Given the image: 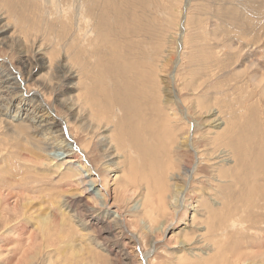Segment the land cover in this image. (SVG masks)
<instances>
[{
    "label": "rangeland",
    "instance_id": "rangeland-1",
    "mask_svg": "<svg viewBox=\"0 0 264 264\" xmlns=\"http://www.w3.org/2000/svg\"><path fill=\"white\" fill-rule=\"evenodd\" d=\"M183 1L0 0V26H8L0 35V60H5V64H10L9 67L22 68V77L27 75L23 72L28 69V65L21 66L23 54L30 57L29 66L35 62H45L29 76L27 84L29 87H39L52 109L51 116L56 113L65 119L67 128L62 130L64 134L66 130L72 132L75 139L73 145L85 144L89 140L86 157L94 166L97 165V173L104 174L109 169L105 151L100 150V134H103L112 135L121 151L117 152V163L113 164L116 170L109 169L111 178L114 174L122 173L121 170L127 172L128 165L136 175L146 177L143 186L136 189L137 192H129L126 198L131 197L119 200L117 204L128 218L121 222L124 229L127 227V233L131 231L137 236L138 249H148L151 239L158 238L147 264H180L182 261L184 264L190 261L199 264L211 259L216 249L211 242L201 241L198 235L204 228L196 227L209 224L210 218L206 221L210 216L209 211L215 210L217 213L221 209L222 214H226V227L219 231L222 238L221 244L218 242L221 254L227 255L228 259L229 256L236 259L235 252L239 255L252 251L251 255L247 252L246 260L264 261V0H188L187 3L185 0L186 6ZM181 13H184L185 18L180 17ZM180 27L183 30L181 38L175 34V30L179 31ZM177 39H182V42ZM56 61L68 63L76 71V76L57 79ZM150 70L151 73L148 72ZM43 80L45 84H53V91L43 85ZM127 83L133 87L130 91L131 87L125 88V91L128 89L126 93L130 92L129 107L135 108L129 109L134 110L130 111L128 117L127 113L122 114L121 100L117 97L124 91L121 86ZM120 87L123 89L120 90ZM22 89L25 90V87ZM89 99L92 112L96 100L97 106L101 107L100 112L108 113L105 115L110 120L100 123L108 125L103 132L94 130L92 125L86 127L89 133L81 131L84 123L75 119L67 107L75 102L84 105L85 110H90L86 105ZM12 103L0 107V190L8 189L11 194L20 192L26 200H22L23 213L20 209L13 211L8 205L3 209L0 221V264L17 261L21 252L19 249L24 247L23 238L29 233H33L32 249L35 253L29 264H125L114 257L115 248L110 249V241L106 245L101 243L98 228L92 232L93 235L88 233L87 224L84 228L68 216L73 212L74 205L67 206L65 215L63 213L66 211L62 208L63 211L54 210L52 206L55 200L61 199L60 195L73 192L71 180L63 174L55 176L52 166L40 163V158L35 157L38 154L32 153L35 156L29 157L30 160L21 157V149L29 147L28 134L16 126L14 118L11 119L10 114L16 109V102ZM18 104L28 109L31 102L24 99ZM4 108V112L1 111ZM99 108L95 111L99 112ZM168 111H171L169 113L172 116ZM108 115L113 116V120ZM215 116L222 119L218 125L212 122ZM187 121L194 131L193 146L201 154L196 175L189 179L191 183L187 187V194L198 191L195 194L197 197L201 195V201L193 202L197 205L201 203V209L195 214L194 230L182 232L180 228L184 226L185 220L190 219V209L174 213L170 211L171 208H167L170 212L168 216L173 214V219H169L171 224L163 232L157 228L163 217L155 213L150 222H143L141 219L145 214L133 210L131 204L136 202V198L144 197L147 186L153 187L155 184L152 175L157 173L151 167L152 163L166 162L168 153L172 155L173 151L171 158L175 159H172L175 162L174 172L181 173L194 162V153L184 141V144H179L177 151L170 148L172 139L184 138ZM161 123H164L163 126ZM40 136L36 134L42 140ZM234 136L241 145L242 157L230 150L227 159L218 157L220 160H216L220 148L231 147ZM119 137H122V144ZM144 142H147L145 158L142 157L143 152L138 154L137 149L140 146L144 150ZM157 142L160 148L156 146ZM151 145L154 149H150ZM162 149L164 151L161 152ZM163 176L168 177L164 172ZM186 179L188 176L181 173L175 180L180 185ZM202 189L206 193H202ZM154 196L149 198L153 200ZM214 200L221 203H214ZM100 218L105 221L107 215ZM134 218L141 220V223L137 224ZM155 218H158L157 221ZM15 220L14 225L10 226L12 233L2 232V229H6L5 222L9 224ZM214 225L211 227L215 228ZM214 232L210 228L204 235L211 238ZM114 239V246L129 244L126 233L117 234ZM11 245L13 248L4 249ZM209 245L210 249L207 248ZM186 247L195 248L197 254L189 256L187 249H184ZM201 248L204 250L201 251ZM231 249L233 256L230 254ZM129 257V264L138 263L139 258L134 251Z\"/></svg>",
    "mask_w": 264,
    "mask_h": 264
},
{
    "label": "bare ground",
    "instance_id": "bare-ground-1",
    "mask_svg": "<svg viewBox=\"0 0 264 264\" xmlns=\"http://www.w3.org/2000/svg\"><path fill=\"white\" fill-rule=\"evenodd\" d=\"M187 1L188 0H186V3H187ZM74 2L75 1H73V2L71 1V3H74ZM183 3L186 6L185 0L183 1ZM184 4L182 5V8H184ZM55 6L57 7V5H55ZM130 7H133V5H131ZM180 12H181V9H180ZM63 16H64V14H63ZM180 17L181 18H185L184 13L183 14L181 13ZM181 18H180V20H181ZM179 22L180 21H178L177 25H179ZM72 23H74V22H72ZM7 27L0 26V35L3 34V32H5L7 30ZM182 31L183 30L180 27L179 31L175 30V34L178 35L179 38H181ZM174 37H175V35H174ZM177 40H179V41L181 40V42H182V39H177ZM87 43H88V45L90 44V42H87ZM18 48H16V49H18ZM82 49L84 50V48H82ZM157 54H159V53L157 52ZM157 54H155V55H157ZM98 57H100V56H98ZM158 59H159V57H158ZM158 59L155 58V60H158ZM0 61H1L0 62V107H5L7 104L12 103L13 101L16 102L15 103L16 104V109H15V111L12 114H10V117H11V119L12 118L15 119L16 126L20 130H22L25 134H28V139H27L28 143L27 144L29 145V147L25 146L23 149H21L22 150V152L20 151V155H22L21 157H23L25 160H30L29 157H34L35 156L34 154H38V156H35V157L40 158V159H38L40 163L48 165V167L52 166L54 168L55 176L63 174L65 176H67V178H69L71 180L70 186L72 187L73 190H71V191H73V192L64 193L63 195H60L61 199L60 200L59 199L55 200V204L52 206V207L55 208L54 210H56V211H59V210L63 211L64 210V211H66V212L63 213L65 215V214H67V210H65V209H68L67 206L74 205L73 212L71 214H68V216L72 217L71 218L72 220L78 221V223L80 225L84 226V228H85V225L87 224L86 228L88 229L87 230L88 233L91 232V234L94 235V233H92V232H95V228H98L99 229L98 232H100V235H101L100 237L102 238L101 243L106 245L110 241L112 243V244H110V246H111L110 249L115 248L114 249V257L119 258V260H121L125 264H129V261H128V259L130 258L129 256L131 255V252L134 251L135 256L137 255L138 258H139L137 264H147V259H148L149 255H151V252L154 249V242L158 238L157 237H153L151 239V241L149 243L150 247L148 249H146L147 247L145 248V250H142L141 247L138 249L137 248L138 239L136 238L137 236H135V234L133 232H131V231H130V233H127V231L129 230V229L126 230L127 227H126V229H124V225L121 222L123 220L125 221L128 218H126V215L123 213L122 208H120L118 206V204H117V202L119 200H125V199H128L129 197H131V196H129L128 198H126L127 194H129V192L132 193V192L136 191V189H138L141 186H143V184H144L143 181H144V179H146V177L144 175H139V174L136 175L134 173V171H132V168L130 167V165H128V168H126V169H128L127 172H126V170H121L122 173H120L119 175L114 174V176L111 178V173L109 171L110 170L111 171L112 170H114V171L116 170V167L113 164L117 163L116 155L119 152H121V151H119V148H118V146L116 145V143L114 141L115 138L112 135H108L107 136V135H103V134H100V137H101L100 145H102L100 147V150L102 149L103 151H105V155L104 156H105V160L107 161L106 166L109 165V169L110 170L107 169L108 172L104 173V174L97 173V167H96L97 165L94 166L91 163V161L89 159H87V157H86V152L88 151L87 148L89 146V140H87L85 142V144L79 143L80 144L79 145L78 143L77 144L75 143V145H73L72 143H73V139L74 138H73V136L71 134L72 132L71 131L69 132V130H66L65 134H64L63 130H62V129H64V127L67 128V125H64V120L65 119L63 120V118L61 116L57 115L56 113H53V116H51L52 109H51L49 103L46 101L47 99L44 97L43 93L40 92V90L38 89L39 87L38 88L29 87L28 84H27L29 76L31 74L35 73L36 69L41 67L42 63L44 65L45 62H35V64L29 66V64L31 63L30 57H27L25 54H23L22 58H21V62H22L21 66L22 67H27V65H28V69L26 70L27 72L26 71L23 72V73H27V75L22 77V75H21L22 74V71H21L22 68L21 69L20 68H15V67L13 68L12 67L13 65L11 67H9L10 64H8V65L5 64V62H4L5 60L2 59ZM46 61H47V59H46ZM56 62H58V61H56ZM157 62H159V61H157ZM67 64L65 62H58L56 64L57 72L55 73V75L57 76V79H59V78L70 79L73 76H76V71L71 66H69ZM158 64H160V63H157V65ZM163 64H164V62H163ZM156 70H157V68H156ZM148 72L151 73L152 71L150 70ZM140 80H141V78L139 79V81ZM128 82H129V80H128ZM140 82L142 83V80ZM42 83H43L44 86L49 87L51 89V91H53L52 90L53 84H51L50 82L45 84L44 80L42 81ZM160 83L158 82V84H160ZM145 84H146V82H145ZM69 85H72V84H69ZM117 85H119V83ZM126 86H129L128 83L125 84V86H121L124 89L120 87V90L123 89L124 91L120 92L121 94L119 93L120 94V95L118 94L119 96H117V93H116V96L119 97L120 100H121V102L119 104H121L120 110H122V114L127 113V117H128V115L131 114L130 111L133 112V110L135 108L132 106L134 109L129 111V109L132 108V107H129L130 106L129 105L130 104L129 103L130 92H129V94L126 93V91L128 89L125 91V88L131 87V88H129V91H130V89L133 90V87L132 86L126 87ZM162 86H164V85H162ZM22 87H25V90H23ZM127 94H128V96H127ZM134 97H136V96H134ZM131 98H132V96H130V99ZM24 99H29L30 102H31V105H30V107L28 109L24 108L23 104H22V107L18 104L20 101H23ZM117 99L118 98H116V100ZM89 101H90V99L86 102L87 103L86 105H87V107L90 108V110L89 109L85 110V106L84 105H78L75 102H71L70 104H68L67 107H68V109L70 111H72V114L75 116V119L77 118V119L80 120V123H84L82 125V130L81 131L85 130V131H87L85 133H89L90 131L87 130L86 127H89V126L92 125V126H94L93 127L94 130L99 129L100 132H103L105 130V128L108 127V125L103 126V125H100V123L102 122V120H108L109 121L110 119H107V117L105 115L106 111L103 112V113L100 112L101 111L100 110L101 107L99 108L97 106L96 100H95V110L99 108V112L95 111V110H94V112H92V108L93 107H92L91 103H89ZM112 101L113 100H111L110 103H112ZM176 101H177V99H176ZM107 102L109 103V101H107ZM131 103L133 104V102H131ZM105 104H106V102H105ZM110 105H112V104H110ZM113 105L115 106L116 104H113ZM109 107H112V106H109ZM5 109L6 108L2 109L1 111L4 112ZM19 112H20V114H19ZM169 112H171V111H168V113ZM106 114H108V113H106ZM215 114H216V112H215ZM124 116H125L124 119H126V115H124ZM108 117L112 118L111 120H113V118H114L113 116L111 117L109 115H108ZM174 117H175V115H174ZM172 119H173V117H172ZM174 119H176V117ZM212 122L214 123V125H218V124H220L222 122V119H219V117L215 116V118H213ZM8 123L9 122H6V124H8ZM67 124H69V123H67ZM163 124H162V126H163ZM165 124H166V122H165ZM189 124L190 123H188V121H187V125H188L187 132L186 133L184 132V135L182 134L185 139L184 138L180 139V137H179V140L178 139H175V140L172 139V145L170 144V148H173L175 151H177V149L180 148L179 144L180 143L184 144V142H185V144L187 146L189 145L188 147L190 148V150L193 151V153H194V155H193L194 156V162L192 164H190L189 166L185 167L184 170H181L182 171L181 173L186 174L188 176V179H186L184 181V183L182 182L180 185L176 182L175 179L178 176L180 177L181 173L174 172L175 169L173 170V168H174L173 163H175V162H173V160L175 161V159L171 158V156L173 155L174 151L172 152V155H170L171 153H168V151H167V153L170 156L167 154L169 159L166 162H163V163H159L158 162L160 165L156 164V163H152V165H151V167H153L156 170V173H157L156 175H152V177L154 179L150 178V179L153 180V183H155L154 185H153V183H151L153 185V187L147 186L148 188L146 189L145 194L143 193L144 197H142V199L136 198V202L134 201V203L131 204V208H133V210H135V211L138 210V212L141 211L143 215L145 214V217H142V219H141V220H143V222H145V220H147V222H150L152 220L153 215L155 213L157 214V216L163 217L164 219H162V221H160V223H158V225H157L158 226L157 228H160L163 232H165L167 226L171 224V222H169V219H171L173 217V214H170L168 216V214L170 212L167 211V208H169L168 210H170V208H171L170 211H172V212L174 211V213L177 210H181V211L184 210L185 211V210H189L190 209V212H191L190 219L189 220H185L184 226H182L180 228L182 230V232H185V231H187L189 229L191 230L192 228H194L193 227L194 226L193 222H194L195 217H196L195 214L198 213L200 211V209H201V207H200L201 203H199L197 205V204H195L193 202V201H195V202L201 201V198H199V197H201V195L199 194L200 192L198 193L199 194L198 197L196 196L197 194H195L198 191L192 192L191 194H187V187H189L190 183H191V181L189 179L195 177L196 168H198L199 157H201V154H199L198 153L199 151L195 148L196 146H193L194 143L192 142V138H193L194 131H193L192 128H190ZM156 125H158V124H156ZM79 126L81 127V125H79ZM80 127H78V128H80ZM164 127H162V128L164 129ZM170 127H172L171 124H170ZM91 128L92 127H90V130H91ZM160 130H161V128H160ZM162 131L163 130H161V132ZM248 131H249V129H248ZM36 134L42 135V136H40V137H42V140L39 137L37 138ZM157 134L159 136V133H157ZM115 137H117V136H115ZM122 137L125 140L124 136H122ZM121 138L119 137L120 143L122 142ZM160 138L162 139V137H160ZM148 139H150V138H148ZM161 139H160V141H161ZM167 139H165V140L167 141ZM237 139L238 138H236V136L233 137V139H232L233 141L231 143V147H229V148H226V147L220 148V154L218 153L216 155V157H217V158L215 157L216 160L218 159V157L222 158V159H227L228 158L227 157L228 156L227 153H228V151L230 152V150H231V152H233V153L235 152L237 155L242 157L243 154H241V151H242V149L240 148L241 145L239 143V140H237ZM162 142L164 143V141H162ZM167 142H169V141H167ZM170 142H171V140H170ZM146 143H145V146H144V150L141 149L142 147L140 148V146H139V148H137L138 149V154L140 152H143L142 153V157L143 158H145L147 156V153H146L147 152V148H145L147 146ZM150 144H153V143H150ZM167 144L168 143H166V147H167ZM135 145H136V143H135ZM148 145H149V143H148ZM153 145H151L152 147H150V149L153 148ZM156 146L159 147L160 146L159 143H158V145L156 144ZM162 146H163V144H162ZM30 147H32V148H30ZM164 147H165V145H164ZM260 147H261V145H260ZM137 149H135V150H137ZM167 149H165V150H167ZM135 150H134V153H135ZM162 151H164V150L162 149L161 152ZM218 151H219V149H218ZM151 152H152V150H151ZM32 153H34V154H32ZM163 153H165V152H163ZM200 153H201V151H200ZM259 153H260V151H259ZM160 156H161V154H160ZM262 156H263V154H262ZM0 157H1V154H0ZM212 157H214V156H212ZM23 158H20V159H23ZM257 159H255V162H256ZM218 160H220V159H218ZM21 161H23V160H21ZM257 162H259V160ZM260 162H262V161H260ZM255 170L256 169H254V171ZM163 172L166 173V175L168 177H166V178H165V176L162 177ZM109 178H111L112 180L109 181ZM168 180H171V181H168ZM248 190H249V188H248ZM250 190H251V188H250ZM201 192L202 193L203 192L206 193V191L203 190V189L201 190ZM250 192L252 193V191H250ZM153 195H155L154 198H153L154 201L149 198V196H153ZM29 197H30V195H29ZM22 200H26V197L22 196L20 192H16V193L11 194V191H9L8 189L3 188V190H0V221H1V217H3V214H4L3 213V211H4L3 209H5L4 207H6V205H8L13 211H16L17 209H20V211L23 213V211H22L23 210ZM138 200H140V201H138ZM215 202L221 203L218 200H214V203ZM115 208H117V209H115ZM111 212H113L114 215H113V213L108 215V213H111ZM205 212H206V210H205ZM209 213H210L211 217L209 216L206 219V221L208 222V220L210 218L209 224L206 223V224H204V226L199 225V226H197L198 228L196 227V229L204 228L203 231L198 236L201 237L202 240L201 239L200 240L202 242H206V243L209 242V244L211 242L213 248L216 249V252H215L214 256L211 259H209V260L205 259L204 262H201L199 264H256L257 262H260V263H257V264H264L263 260L262 261L261 260H259V261L256 260L255 261L253 259L246 260V258L248 256L247 252H249V255H251L252 251L241 252L239 255H238L237 252H235V254L233 252V254L236 256V259L235 258H231L230 256H229V259H228L227 255L221 254L218 242H220L219 244H221L222 238L220 237L219 231H221V229L225 226L224 216L226 214H222L223 213L222 209H221L220 212H217V213H215V210L214 211L211 210V211H209ZM105 215H107V220L103 221L100 217L101 216H105ZM111 215H113V216H111ZM215 215H218V216H215ZM167 216H168V218H167ZM227 216L229 217V215H227ZM85 217L87 219L83 220V218H85ZM205 217H206V215H205ZM212 217L214 218L213 221H211L213 219ZM219 217H220V219H219ZM54 218L56 220H58L57 216H54ZM155 219L157 221L158 218H155ZM172 219L170 221H172ZM215 219H217V220L219 219V221H215ZM69 220H70V218H69ZM134 220L137 222V224H139V222L141 221V220H138V219L136 220L135 218H134ZM16 221L17 220H15L13 222H10L9 224H8V222H5L4 226L6 227V229H2L1 228L2 232L12 233L13 230L10 228V226L14 225V223ZM148 224H151V223H148ZM214 224H216V225H214ZM213 225L215 226V228L211 227ZM161 226H163V227L161 228ZM210 228L215 231L214 232L215 234H212L211 238L209 236H207V235L206 236L204 235L206 233V231L209 232ZM192 230H194V229H192ZM121 233L122 234H124V233L128 234V238H129L128 242H129V244L126 245V246H119V247L118 246H114V244L116 243V242H114L115 241L114 237H117V234H121ZM32 236H33V233H29L26 236H24V238H23L24 247L19 249V251H21V252L17 256V261L15 260V262H12V264H21L22 261H24V264H27V263L29 264L30 260L32 258H34L35 253L33 252V249H32V245H33ZM113 239H114V241H113ZM235 243H237V241H235ZM232 247L234 248L233 245H232ZM235 247H236V245H235ZM7 248H13V245L5 247L4 249L6 250ZM133 248H134V250H132ZM207 248L210 249L211 248L210 245ZM237 248H239V247H237ZM184 249H187L186 252L189 253V256L197 254V250H195V248L186 247ZM202 250H204V249L201 248V251ZM213 251H215V250L213 249ZM230 251H231L230 254H232V249ZM218 254H219V256H218ZM233 254H232V256H233ZM190 263L193 264V262H191V261H190ZM180 264H184L183 261L180 262Z\"/></svg>",
    "mask_w": 264,
    "mask_h": 264
}]
</instances>
